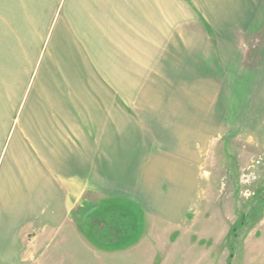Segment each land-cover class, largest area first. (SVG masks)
<instances>
[{
	"label": "crops",
	"instance_id": "crops-1",
	"mask_svg": "<svg viewBox=\"0 0 264 264\" xmlns=\"http://www.w3.org/2000/svg\"><path fill=\"white\" fill-rule=\"evenodd\" d=\"M170 1H0V264H27L45 232L85 214V198L125 188L134 199L154 167L189 165L184 107L177 114L156 105L171 96L140 93L148 77L158 87L155 38ZM193 5L212 8L221 26L211 27L227 38L264 30V0Z\"/></svg>",
	"mask_w": 264,
	"mask_h": 264
},
{
	"label": "rangeland",
	"instance_id": "rangeland-1",
	"mask_svg": "<svg viewBox=\"0 0 264 264\" xmlns=\"http://www.w3.org/2000/svg\"><path fill=\"white\" fill-rule=\"evenodd\" d=\"M186 2L170 1L155 38L158 87L148 77L140 93L173 97L156 105L177 114L184 107L189 165L154 167L134 199L125 188L85 198V214L45 232L27 264H264V30L227 38L211 27L221 26L212 8L202 15Z\"/></svg>",
	"mask_w": 264,
	"mask_h": 264
}]
</instances>
